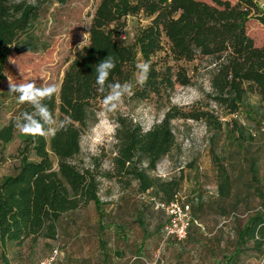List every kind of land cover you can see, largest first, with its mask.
Instances as JSON below:
<instances>
[{
    "label": "rangeland",
    "instance_id": "obj_1",
    "mask_svg": "<svg viewBox=\"0 0 264 264\" xmlns=\"http://www.w3.org/2000/svg\"><path fill=\"white\" fill-rule=\"evenodd\" d=\"M96 4L97 0H35L37 17L24 35L31 36L35 48L10 51L2 69L0 126L19 116L20 103L9 91V80L24 83L35 79L38 86L59 85L67 64L87 41ZM147 23L148 18L140 14L127 16L118 40L131 44L137 30ZM245 32L254 46L264 45V28L253 15L245 23ZM166 48L163 44L149 61L156 68L182 66L189 84H174L172 91L144 98L125 95L112 111L100 100L94 122L80 135L79 152L71 161L95 175L100 210L88 202L62 213L55 223V238H26L18 247L6 242L9 264H36L53 247L57 249L55 264H222L228 258V264H264V239L259 248L248 241L233 255L237 231L246 219L254 213L264 217V102L256 94L246 93L233 113L216 106L207 97L208 59L173 62ZM137 75L135 67L121 84L132 83L134 89ZM168 110L207 111L221 123L215 129L202 119L173 118L170 127L175 144L149 172L162 180L178 179L179 200H192V217L182 243L163 235L165 215L153 208L152 194L138 193L136 182L128 177L117 182L115 177L102 176L112 170L120 124L145 131ZM25 137L15 128L11 139L0 144V181L17 170L21 149L27 144ZM27 159L36 160L31 150ZM216 163L229 177L224 199L216 193Z\"/></svg>",
    "mask_w": 264,
    "mask_h": 264
},
{
    "label": "trees",
    "instance_id": "obj_2",
    "mask_svg": "<svg viewBox=\"0 0 264 264\" xmlns=\"http://www.w3.org/2000/svg\"><path fill=\"white\" fill-rule=\"evenodd\" d=\"M37 11V6L27 0H0V79L10 51L35 48L31 36L24 35L36 19ZM138 14L148 18V23L137 30L131 44H123L117 36L125 19ZM251 15L264 28V0H97L86 43L64 69L59 83L61 91L45 101L57 121L70 122L54 137L26 136L27 144L21 149L17 170L0 181V264H9L4 251L7 241L19 245L26 238H55V223L62 213L88 202L93 203L96 211L101 208L95 175L79 168L71 159L79 152L81 133L95 120L96 103L103 100L95 82V67L102 59L106 56L114 59L116 66L109 82L119 83L130 76L138 60L148 62L151 71L147 82L142 87L136 83L132 91L136 98H144L148 94L172 91L174 84H189L182 66L156 68L149 61L163 44L173 62L207 58L211 65L207 97L216 106L233 113L246 93L256 94L264 102V45L254 46L245 32V23ZM25 111L33 109L20 104L19 115ZM175 117L202 119L211 122L215 129L221 126L210 113L201 110H168L157 124L145 131L121 123L115 133L112 170L102 176L115 177L117 182L123 177L134 180L138 193L152 194L153 208L156 201L168 203L179 197L178 179L162 180L149 174L175 144L170 127ZM15 125L16 120L11 118L0 126V144L11 139ZM29 150L36 160L27 159ZM216 167V193L224 199L229 192V177L220 164L216 163ZM251 175L254 181V170ZM256 189L253 187V191ZM188 203L192 217V200ZM167 220L165 215L161 229ZM263 239L264 217L254 213L237 231L233 255L248 241L259 248ZM229 261L225 259L222 264Z\"/></svg>",
    "mask_w": 264,
    "mask_h": 264
},
{
    "label": "clouds",
    "instance_id": "obj_3",
    "mask_svg": "<svg viewBox=\"0 0 264 264\" xmlns=\"http://www.w3.org/2000/svg\"><path fill=\"white\" fill-rule=\"evenodd\" d=\"M35 6V0H31ZM116 64L112 57L106 56L95 67L96 85L98 91L103 94V103L107 110H115L125 95H131L133 84L125 82H109V76ZM138 75L136 83L143 86L148 79L151 65L148 62L136 65ZM9 91L17 95L20 104H28L32 112H22L16 117V128L25 136L32 137H54L57 132L66 129L70 121H57L45 101L52 100L61 88L57 84H42L38 86L35 79L24 83H16L9 80Z\"/></svg>",
    "mask_w": 264,
    "mask_h": 264
},
{
    "label": "built area",
    "instance_id": "obj_4",
    "mask_svg": "<svg viewBox=\"0 0 264 264\" xmlns=\"http://www.w3.org/2000/svg\"><path fill=\"white\" fill-rule=\"evenodd\" d=\"M180 197L168 202H154L155 209H161L168 217L167 222L163 225V235L165 237L172 236L176 240L181 241L186 234L187 228L191 221L189 212V203L180 201ZM57 254L56 247H53L48 254L38 259L36 264H55Z\"/></svg>",
    "mask_w": 264,
    "mask_h": 264
},
{
    "label": "crops",
    "instance_id": "obj_5",
    "mask_svg": "<svg viewBox=\"0 0 264 264\" xmlns=\"http://www.w3.org/2000/svg\"><path fill=\"white\" fill-rule=\"evenodd\" d=\"M7 242H13V241H7ZM15 245H16V247H18V245L15 243V242H13ZM21 244V243H20ZM5 251V250H4ZM5 254H6V252H5Z\"/></svg>",
    "mask_w": 264,
    "mask_h": 264
}]
</instances>
